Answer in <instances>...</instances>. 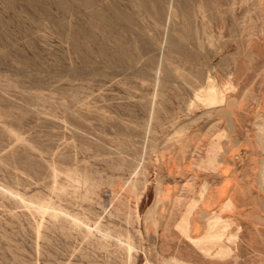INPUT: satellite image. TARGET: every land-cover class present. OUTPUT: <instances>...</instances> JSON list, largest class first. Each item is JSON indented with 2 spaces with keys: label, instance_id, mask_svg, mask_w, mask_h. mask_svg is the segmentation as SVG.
I'll return each mask as SVG.
<instances>
[{
  "label": "rangeland",
  "instance_id": "rangeland-1",
  "mask_svg": "<svg viewBox=\"0 0 264 264\" xmlns=\"http://www.w3.org/2000/svg\"><path fill=\"white\" fill-rule=\"evenodd\" d=\"M175 259L264 264V0H0V264Z\"/></svg>",
  "mask_w": 264,
  "mask_h": 264
},
{
  "label": "bare ground",
  "instance_id": "bare-ground-1",
  "mask_svg": "<svg viewBox=\"0 0 264 264\" xmlns=\"http://www.w3.org/2000/svg\"><path fill=\"white\" fill-rule=\"evenodd\" d=\"M232 122V121H231ZM218 135V134H217ZM220 144L218 145V143H213L211 144V148L209 150V155H208V162L211 166H214L215 163H217L216 161L218 160V155H220ZM220 158H221V155H220ZM220 162H221V159H220ZM208 164V163H207ZM222 164V163H221ZM208 165V166H210ZM210 166V167H211ZM215 167V166H214ZM212 168V167H211ZM217 169V168H216ZM74 175V174H72ZM74 177V176H73ZM75 178V177H74ZM72 178V179H74ZM77 179H80L78 177H76ZM75 180V179H74ZM203 188V187H202ZM202 190V189H201ZM228 200V199H227ZM230 200V199H229ZM226 203V201H224ZM193 204V203H192ZM232 202L229 201L227 206L231 205ZM233 205V204H232ZM226 206V207H227ZM224 207V206H223ZM48 209V208H46ZM45 207H43L41 204L38 206V210H46ZM188 210V209H187ZM190 208L189 210L187 211L188 213L185 215H183V218L181 219V221L179 222L178 224V228L181 230V233L185 234V236H187V238H190L191 241H193L195 243V245L200 249L201 252H203L204 254L206 255H209L211 254L212 252V248L214 246L217 245V254H225L227 252L230 251L229 247L226 246L225 244H223L220 240H221V237L223 236V233H224V228L223 226L224 225H221V227L218 225V222L221 221L219 220V217L218 216H214L215 218L213 220H208V228L205 232V234L201 237H193L189 234V228H190V223H189V218H188V214L190 212ZM203 214V216H208V213L206 212H200ZM129 215V214H128ZM202 216V215H201ZM202 216V217H203ZM210 217V216H209ZM213 218V217H212ZM228 220V219H227ZM229 222V221H228ZM220 224V223H219ZM223 228V229H221ZM236 235V234H235ZM231 236V235H230ZM230 253V252H229ZM212 256V254H211ZM174 264H191V263H187V262H183V261H179L177 259L174 260Z\"/></svg>",
  "mask_w": 264,
  "mask_h": 264
}]
</instances>
